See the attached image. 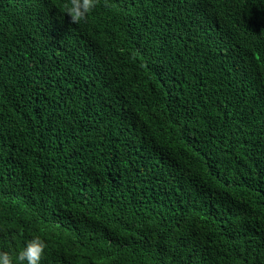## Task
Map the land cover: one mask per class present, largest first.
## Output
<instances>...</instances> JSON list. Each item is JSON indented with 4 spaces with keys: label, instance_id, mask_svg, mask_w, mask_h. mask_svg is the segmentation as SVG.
<instances>
[{
    "label": "trees",
    "instance_id": "1",
    "mask_svg": "<svg viewBox=\"0 0 264 264\" xmlns=\"http://www.w3.org/2000/svg\"><path fill=\"white\" fill-rule=\"evenodd\" d=\"M68 5L0 0V253L264 264V0Z\"/></svg>",
    "mask_w": 264,
    "mask_h": 264
},
{
    "label": "clouds",
    "instance_id": "2",
    "mask_svg": "<svg viewBox=\"0 0 264 264\" xmlns=\"http://www.w3.org/2000/svg\"><path fill=\"white\" fill-rule=\"evenodd\" d=\"M96 0H70L67 6V14L73 22L85 19L86 15L95 7ZM44 244L39 239H34L22 248L18 253L10 256L8 253H0V264H39Z\"/></svg>",
    "mask_w": 264,
    "mask_h": 264
}]
</instances>
